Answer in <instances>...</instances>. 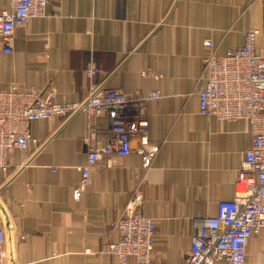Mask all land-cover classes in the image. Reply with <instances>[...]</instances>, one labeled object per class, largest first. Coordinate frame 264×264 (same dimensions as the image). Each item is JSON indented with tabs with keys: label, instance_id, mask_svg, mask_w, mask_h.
<instances>
[{
	"label": "crops",
	"instance_id": "1",
	"mask_svg": "<svg viewBox=\"0 0 264 264\" xmlns=\"http://www.w3.org/2000/svg\"><path fill=\"white\" fill-rule=\"evenodd\" d=\"M11 4L0 0V9ZM250 27L264 53L263 0H49L44 16L16 28L10 52L0 37V91H53L60 103L79 102L95 86L160 94L144 105L148 137L160 145L151 165L138 152L110 153L80 198L86 138L107 145L109 121L79 113L30 123L37 141L14 149L0 174L6 264H120L104 247L119 239L113 223L138 195L137 208L157 218L154 264H184L195 222L234 198L252 143L247 122L199 114L205 59L212 49L221 56L242 47ZM92 62L99 71L89 77ZM246 259L264 264V230L250 238Z\"/></svg>",
	"mask_w": 264,
	"mask_h": 264
},
{
	"label": "built area",
	"instance_id": "2",
	"mask_svg": "<svg viewBox=\"0 0 264 264\" xmlns=\"http://www.w3.org/2000/svg\"><path fill=\"white\" fill-rule=\"evenodd\" d=\"M264 2V0H263ZM49 0H12L10 9H0V37L4 51L10 52L16 28L26 20L44 16ZM259 31L248 28L245 43L230 48L225 55L212 49L205 59L207 82L198 92L199 114L221 121L243 120L250 126L252 143L237 170L235 196L221 200L217 212L195 222L190 248L184 264H245L250 238L264 230V53L256 49ZM213 47L212 40L205 42ZM99 71L95 63L87 69L92 77ZM160 96L157 90L129 94L112 87L95 86L88 97L79 102H56L53 91L38 92L30 88L0 91V174L7 171L8 157L16 149H27L37 140L29 125L32 121L55 117L69 120L85 113L90 120L106 118L110 124L107 145L90 141L86 162L77 166L82 174L74 190L80 198L87 190L92 170L106 155L125 156L138 152L145 167L160 149L150 141L145 118L146 102ZM136 196L113 223L119 239L107 243L104 250L114 254L120 264L135 258L137 264H154V237L157 218L137 208ZM4 232L0 228V264H6Z\"/></svg>",
	"mask_w": 264,
	"mask_h": 264
}]
</instances>
